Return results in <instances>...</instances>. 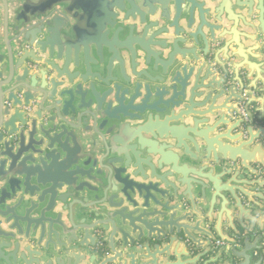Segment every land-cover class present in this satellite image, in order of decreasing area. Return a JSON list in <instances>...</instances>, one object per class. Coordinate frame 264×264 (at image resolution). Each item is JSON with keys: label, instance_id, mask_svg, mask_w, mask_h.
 I'll use <instances>...</instances> for the list:
<instances>
[{"label": "water", "instance_id": "obj_1", "mask_svg": "<svg viewBox=\"0 0 264 264\" xmlns=\"http://www.w3.org/2000/svg\"><path fill=\"white\" fill-rule=\"evenodd\" d=\"M0 264H264V0H0Z\"/></svg>", "mask_w": 264, "mask_h": 264}, {"label": "built area", "instance_id": "obj_2", "mask_svg": "<svg viewBox=\"0 0 264 264\" xmlns=\"http://www.w3.org/2000/svg\"><path fill=\"white\" fill-rule=\"evenodd\" d=\"M220 244L221 243L217 241L214 246L216 247V246H219Z\"/></svg>", "mask_w": 264, "mask_h": 264}]
</instances>
